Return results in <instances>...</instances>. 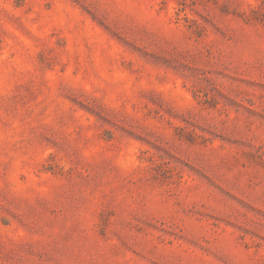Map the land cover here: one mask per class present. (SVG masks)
Segmentation results:
<instances>
[{
  "label": "rangeland",
  "instance_id": "obj_1",
  "mask_svg": "<svg viewBox=\"0 0 264 264\" xmlns=\"http://www.w3.org/2000/svg\"><path fill=\"white\" fill-rule=\"evenodd\" d=\"M0 264H264V0H0Z\"/></svg>",
  "mask_w": 264,
  "mask_h": 264
}]
</instances>
